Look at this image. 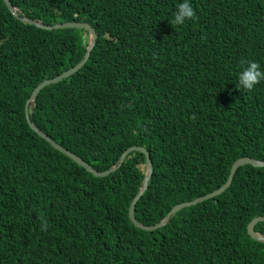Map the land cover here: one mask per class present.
I'll use <instances>...</instances> for the list:
<instances>
[{"label": "trees", "instance_id": "obj_1", "mask_svg": "<svg viewBox=\"0 0 264 264\" xmlns=\"http://www.w3.org/2000/svg\"><path fill=\"white\" fill-rule=\"evenodd\" d=\"M12 2L44 24L94 27L88 61L45 86L28 115L101 171L145 146L142 223L221 186L239 157L264 160V80L238 85L245 62L264 70V0H190L182 25L178 0ZM89 35L22 21L0 0V264H264V242L247 231L264 215V167L240 166L226 191L145 230L129 217L144 153L96 176L30 126L33 90L80 62Z\"/></svg>", "mask_w": 264, "mask_h": 264}, {"label": "water", "instance_id": "obj_2", "mask_svg": "<svg viewBox=\"0 0 264 264\" xmlns=\"http://www.w3.org/2000/svg\"><path fill=\"white\" fill-rule=\"evenodd\" d=\"M4 1H5L6 5L8 6V8L11 10V12L14 14V16L17 17L18 19L22 20V21L36 24V25H38L42 28H45V29H63V28L78 27V28H83L89 32V34H90L89 35V44H88L87 52L84 55V57L82 58V60L80 62H78L75 66H72L69 69H67L66 71H64L63 73H61V74H59V75H57L51 79L43 80L33 90L30 98L27 101V105H26L27 118H28V121L30 123V126L39 135H41L44 139L48 140L54 147H56L57 149L64 152L66 155H68L70 158H72L74 161H76L78 164L85 167L89 172L93 173L96 176L107 175V174L111 173L112 171H115L117 168L121 167L122 164L124 163L126 157L133 151H140V152L144 153L145 157H146L145 176L142 180L141 187H140L139 191L137 192V194L135 195L134 199L132 200L130 208H129V217H130L131 221L136 226H138L142 229H145V230H154V229H157L159 227H162V226L166 225L169 222V220L171 219V217L177 211L181 210L182 208H184L186 206L193 205V204H197L201 201H204L206 199L212 198L216 195L223 193L231 185L232 180L234 178V175H235L237 169L239 168V166H241L243 164H252L254 166L264 167V160L254 158V157H250V156L240 157L239 159H237L233 163V165L231 167V172H230V175H229L227 181L223 185H221L219 188H217V189H215V190H213V191H211L205 195L199 196L193 200L177 203L176 205H174L170 209V211L166 214V216L162 220H160L159 222H157L155 224L146 225V224L142 223L141 221H139L137 219V217L135 215L136 203L141 198V196L144 194V192L148 189L149 182H150V179L153 175V169H154L151 154L145 146L132 145V146L128 147L127 149H125L123 151V153L119 157L116 164L112 165L110 168H108L106 170L101 171V170L94 168L88 161L84 160L82 157H80L79 155H77L76 153L71 151L70 149L63 147L61 144H59L54 139H52L47 133H45L43 130L38 128V126H36V124L31 121L30 116L28 115L29 103L36 99L38 93L45 86L52 84V83H56L58 81H61L62 79L72 75L73 73L78 71L88 61V59L92 53V49L95 46V44L97 42V38H98V34L96 33L94 27L92 26V24H90L89 22H86V21H67V22L57 23V24H44L40 19L36 20V19H32L28 16L21 15V13L23 12L22 9L15 6L14 3L12 2V0H4ZM261 221H264V215L254 217L249 222V224L247 225V231H248V234L252 238L264 242V232L255 229L256 224L258 222H261Z\"/></svg>", "mask_w": 264, "mask_h": 264}, {"label": "clouds", "instance_id": "obj_3", "mask_svg": "<svg viewBox=\"0 0 264 264\" xmlns=\"http://www.w3.org/2000/svg\"><path fill=\"white\" fill-rule=\"evenodd\" d=\"M5 2V1H4ZM6 4V3H5ZM18 7V6H17ZM20 8V7H19ZM21 9V8H20ZM195 12L191 6L190 0H178L175 5L172 23L182 25L187 20L193 18ZM264 80V70L260 68L257 62L249 60L238 74L239 89L251 90L259 81ZM243 157V156H241ZM251 157V156H250ZM240 158V157H239ZM238 158V159H239ZM237 160V159H236ZM235 160V161H236ZM234 161V162H235ZM233 162V163H234ZM233 165V164H232ZM245 165V164H243ZM242 166V165H241ZM232 167V166H231ZM240 167V166H239ZM238 170V169H237ZM231 172V169H230ZM237 172V171H236ZM236 174V173H235ZM230 175V174H229ZM235 176V175H234ZM229 177V176H228ZM228 179V178H227ZM234 179V178H233ZM227 181V180H226ZM225 181V182H226ZM233 182V180H232ZM224 184V183H223ZM222 184V185H223ZM232 184V183H231ZM220 187V186H219ZM218 187V188H219ZM230 187V186H229ZM228 187V188H229ZM227 188V189H228ZM217 189V188H216ZM226 189V190H227ZM225 190V191H226ZM209 193V192H208Z\"/></svg>", "mask_w": 264, "mask_h": 264}]
</instances>
